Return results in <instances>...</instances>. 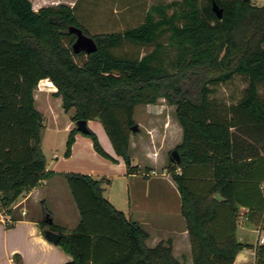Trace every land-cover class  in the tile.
<instances>
[{"label":"trees","instance_id":"16d2710c","mask_svg":"<svg viewBox=\"0 0 264 264\" xmlns=\"http://www.w3.org/2000/svg\"><path fill=\"white\" fill-rule=\"evenodd\" d=\"M214 4L222 9L221 18ZM75 5L34 10L31 0H0V210L11 215L24 191L52 175L41 143L44 118L34 97L42 79L54 84V96L72 112V122L102 124L128 174L142 172L130 154L135 108L163 97L176 106L183 130L176 147L180 161L170 160L181 169H171V176L190 236V264H234L245 248L254 249V264H264V243L243 244L236 236L239 206L256 209L258 215L249 220L256 218L264 230V5L158 2L139 25L94 35L80 22ZM70 26L91 35L97 51L75 54ZM127 44L152 49L140 56L119 53ZM237 77L246 83L241 97L231 103L218 99L215 87ZM77 133L76 126L70 130L65 157ZM84 135L97 153L115 161L92 129ZM241 148L249 160H240ZM63 175L80 221L65 232L46 222L50 213L43 208L39 225L61 234L56 244L72 255L68 264H186L174 257L169 241L146 245L141 225L104 196L108 178Z\"/></svg>","mask_w":264,"mask_h":264},{"label":"crops","instance_id":"0c3cea01","mask_svg":"<svg viewBox=\"0 0 264 264\" xmlns=\"http://www.w3.org/2000/svg\"><path fill=\"white\" fill-rule=\"evenodd\" d=\"M43 81L52 83L49 79H42L39 82L34 92L36 106L39 99L47 101L49 96L56 91H49L47 84L41 86L40 84ZM56 99L61 101L59 97H56ZM38 110L40 109L38 108ZM96 122L97 120H89L88 126L92 123L96 124ZM73 125L71 117H69L63 127L64 132L67 133V137L70 130L74 128ZM180 129L183 137L182 127ZM95 133L105 151L115 158V164H107L111 173L98 175L97 171L87 164L89 156L94 159H99L90 138L77 133L71 155L65 157L63 154L66 150L67 137H64L65 149L60 154L54 153L50 158L45 152V145L42 138V149L47 159V171L52 172V175L42 179L34 188L24 191L12 205L13 212L11 215L4 214L0 210V264H68L72 262V255L66 252L60 245L49 241L39 225L44 218L43 208L49 211L53 224L65 232L74 230L78 225L80 221L79 210L71 194L67 180L63 175L67 172L89 174L97 179L105 177L110 180V183L115 178L121 179L123 182L125 180L127 185L126 190H128L129 186V194L124 205H118L115 199L106 195L107 187L110 183L104 186V196L117 209L122 210L128 218L135 220L141 225L148 234V238L146 239V245L148 247L153 248L161 241H169L172 244L173 255L176 259L186 264L192 262L193 256L190 236L181 211V195L172 176L166 170L164 173H161L160 177V174L146 173L144 175L143 172L140 174H128L124 159L112 154L109 142L106 140L105 134L100 126ZM260 145L261 143L259 144V150L261 155H263ZM241 149L242 155L240 160H249L250 158L246 159L245 157V149ZM150 157L154 156L152 155ZM73 165L88 166L81 168V170H74L71 169ZM148 167L153 168L155 164L152 162ZM176 172L180 173L181 169L177 167ZM142 181H149L148 183L154 184L157 187H155V194L152 195L150 190L145 191L144 188L140 190L139 186ZM165 187L166 189L170 187L174 196H168L165 192ZM262 189L264 191V183L262 184ZM216 197L219 199L218 195ZM154 200H157V204L161 209L157 213H152L151 202ZM254 213L255 216L258 215L256 209L239 206L238 219L249 220V216ZM6 216H9L11 219L15 218L16 220L10 224H6L4 222V217ZM239 229L237 227V240L244 243V237L239 234ZM16 256L20 258V263L16 259ZM254 263L255 252L253 248L249 250L246 248L243 249L238 253L234 262V264Z\"/></svg>","mask_w":264,"mask_h":264},{"label":"rangeland","instance_id":"374dc122","mask_svg":"<svg viewBox=\"0 0 264 264\" xmlns=\"http://www.w3.org/2000/svg\"><path fill=\"white\" fill-rule=\"evenodd\" d=\"M170 1L173 0H31L34 10H38L43 6L60 3L70 6L76 3L75 13L91 35L123 31L126 28L137 26L143 21L145 13L151 4ZM250 2L256 6L264 5V0H250ZM151 49V46L138 47L127 44L122 49H119L118 52H127L131 55L140 56ZM45 84L48 85L49 91L56 90V87L48 81H43L40 85L43 86ZM245 86L246 83L240 77H237L231 83L215 87V96L224 102L231 103L241 97ZM37 106L43 114L45 127L42 130V138L45 152L50 158L54 153L60 154L65 149L64 141L67 133L64 132L63 127L68 118L71 117L72 112H65L61 101L57 100L54 94L50 95L47 101L39 99ZM175 110L176 106L163 97L158 98L155 103L139 104L135 108L134 120L139 130L131 132L130 154L132 164L138 165L144 175L146 173L152 174V169L156 171L157 175L160 174L159 177L165 170L171 175V169L175 168L174 163L170 160L171 152L182 143L181 126L176 119ZM73 124L75 127L74 122ZM99 126L102 128L106 140L109 142L112 154L117 156L113 151L111 141L102 124L97 121L96 124L92 123L89 127L95 132L98 131ZM80 134L81 136L88 137L82 133ZM150 153L154 157H150L152 156ZM96 154L99 159L89 156L87 164L92 166V169H95L98 175L111 173L107 164H115L116 161L106 158L97 152ZM152 162L155 164V167H148ZM88 165H73L71 169L81 170V168ZM148 182L142 181L139 186L140 190L141 188H144L145 191L150 190L153 195L155 194L156 186ZM105 185L107 184L104 182L103 187ZM126 188L125 180L123 182L121 179L115 178L108 185L106 195L115 199L118 205H124L129 194V186L128 190ZM165 192L170 197L174 196L170 187L167 189L165 187ZM151 208L152 213H157L161 210L157 204V200L151 202ZM238 227L240 228L238 230L239 234L244 237L243 244L255 245L259 243L258 238H264V232L261 229L259 220L256 218L252 222L250 220L238 219ZM246 249L249 250L250 248Z\"/></svg>","mask_w":264,"mask_h":264},{"label":"water","instance_id":"95a60500","mask_svg":"<svg viewBox=\"0 0 264 264\" xmlns=\"http://www.w3.org/2000/svg\"><path fill=\"white\" fill-rule=\"evenodd\" d=\"M214 10L217 13L218 17L221 18L223 15L222 9H220L216 4H214ZM69 31L76 35V39L72 45V49L75 54H78L80 52L90 54L97 51L98 45L91 35L84 33L81 28L76 26H70ZM75 126L78 131L83 134H89L90 132V127L88 126L87 120L79 119L75 122ZM138 130L139 127L137 124H135L132 127V131L137 132ZM171 159L177 162L180 161V155L176 149L171 152ZM46 222H48L49 224L53 222L51 216L46 219ZM43 233L46 238L53 243H57L61 237L60 233L51 230L48 226L44 227Z\"/></svg>","mask_w":264,"mask_h":264},{"label":"built area","instance_id":"2783aa9c","mask_svg":"<svg viewBox=\"0 0 264 264\" xmlns=\"http://www.w3.org/2000/svg\"><path fill=\"white\" fill-rule=\"evenodd\" d=\"M152 174H156V171H152ZM12 219L9 217V216H6V217H4V222L6 223V224H10V223H12ZM258 242L260 243V244H263L264 243V238H258Z\"/></svg>","mask_w":264,"mask_h":264}]
</instances>
